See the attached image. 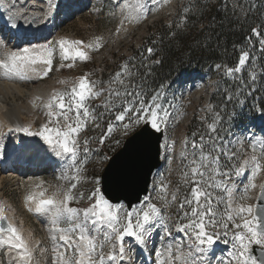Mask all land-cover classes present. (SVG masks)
<instances>
[{"label": "rangeland", "instance_id": "obj_1", "mask_svg": "<svg viewBox=\"0 0 264 264\" xmlns=\"http://www.w3.org/2000/svg\"><path fill=\"white\" fill-rule=\"evenodd\" d=\"M193 1L196 0H139V3L144 5L143 11L146 13V16L139 19H125L121 15V8L116 7V0H91L85 9L81 8L78 13L66 16V8L75 7V3L78 4L75 1L67 5L65 9H59L56 13L57 17L54 19L55 26H57L56 34L47 43L49 45L55 44L52 70L49 71L47 77H43V72L47 66L40 63L32 65L36 72L40 73V76L34 77L37 81L36 86H41V89H51L49 99L57 93H61L64 94L67 101L72 88H78L80 78L86 77L90 84L95 82L93 92L100 93L98 96H89L86 101L87 105L90 110H94L95 114L103 113V116L98 120L89 118L75 137L82 149L78 153L79 159L84 156L83 146L85 140L88 141L87 147L90 149L78 179L63 180L61 178H50L44 174L28 179L17 174V176L4 175L2 177L0 171V203L4 204L2 212L6 214L12 210L13 222L11 224L18 228L25 242L28 241L26 244L30 243L35 247L32 254L35 262L54 264L57 259L54 247L57 244L63 245V241L57 240L54 242L52 240V224H46V222L36 219L33 208L29 206L35 201L29 202L27 197L34 195L37 200L47 199L52 196L57 188L63 186L67 190L72 183H75L77 187L72 189L75 198L69 202L68 206L83 210L94 202V199L90 200L89 196L96 188L101 191V175L107 162L121 148L125 139L131 136V134L129 136L123 135L119 127H114L112 134L104 140V143L99 142L101 136L107 131L109 121H112L114 125L119 123L114 120L118 108H112L109 112L106 111V106L113 103L119 105L120 100L124 99V97L110 96L109 90L123 91L127 87L129 91H139L142 94L139 99H142L146 104H152V95L150 98L147 97L146 90L139 85L138 77L141 71L149 73L147 68L157 65V58L148 60L144 55L141 59H137L134 52L141 45L149 43H146L149 36L153 38L158 35L161 27L167 29V24L181 5ZM258 1L264 3V0H245L249 12L257 5ZM137 3L138 0H122L121 7L129 5L127 11L135 16L136 13L133 12L132 6ZM61 38L69 41L81 40L85 45H93V47L81 48L86 52L87 59L83 61L79 59L76 61L63 60L59 45L55 43ZM155 40H151L152 44ZM259 41L256 45L257 50L251 52L250 60L244 67L243 76L240 74L228 75L226 69L221 67L220 69L216 68L212 75L203 73L196 81L180 80L178 86L173 90L159 92L160 102L170 113L167 125H161L160 131H163V135L168 139L167 159L171 158V154L176 153L184 156V158L186 157V159H182V165L176 163L172 158L169 159L167 164V176L169 177L165 176L166 173L163 172L162 178L157 181L160 183L159 185L166 182L168 184L170 181L180 184L182 187L181 195L184 198L191 187L190 184L185 183L184 177V172L188 170L194 151L189 141H195L199 145L201 137H203L205 152L210 151L213 143H215L218 149L219 146L223 145L228 151L236 153L233 157L235 163L221 154L220 164L222 167L227 166L234 170L244 159H248L252 155H255L260 163L264 165V151L259 145V138L264 136V57L262 58L261 68L258 66L260 54H264V50L261 49ZM155 51L156 49L152 50V52ZM69 64L72 66L68 67ZM125 66L127 68L122 73L124 84L121 85L120 78L116 77V73L124 69ZM29 75L32 76L33 74L29 73ZM253 76L255 79H253ZM243 79H245V82H243ZM224 80L230 83L231 88L225 87L217 92L215 89L217 88L216 84ZM16 85L22 87L25 93L22 96L11 97L9 101L25 107L33 96L30 94V90L26 88L24 80L19 77ZM229 96H231V99H228ZM31 102L35 105L36 118H43L44 124L48 123L50 119L47 115L48 109L45 108V112L40 113L41 101L36 98ZM257 102H261L263 108L258 107ZM56 111L60 110L56 109ZM68 115L70 119L67 122L64 121L63 116L56 117L61 128H64L66 123H74L75 112L68 113ZM97 123L100 127L96 126ZM210 125H215L216 130L213 131L209 127ZM55 126L57 125L49 124V127ZM29 128L33 132L39 130V128ZM32 137L40 138L39 136ZM117 139L120 140V144L115 142ZM253 144L256 145L255 149L252 147ZM173 148L175 149L173 150ZM17 165L19 166V164H15V166ZM242 176L236 177L233 175L229 183H234L237 188L243 184L244 180L248 183L253 181V178L249 179L247 176ZM263 178L264 171H261L256 176L254 183L258 186ZM210 191L213 192L215 199L219 190L210 189ZM40 192H44L43 197L39 196ZM220 195H223V193H220ZM156 201L153 203L159 205V200ZM170 206L165 207L164 205V215L166 217L169 216ZM30 208L32 211H29ZM5 217L6 220L4 221L7 225L9 222L8 216ZM176 222H179L178 219ZM58 225L60 228L68 227L63 220H60ZM26 231H29V237H26ZM172 233L174 234L173 229ZM158 240V233L153 230L146 247L151 261L150 264H155L156 252L163 249L164 244L160 242L161 240ZM125 249L127 253L125 259L132 264L130 247L125 244ZM58 250L64 251L66 257L72 254L71 249L59 248ZM104 251L107 253L108 248L105 247ZM6 252L4 246L0 248V264H14V261L6 255ZM133 261L138 264L135 260ZM213 264H216V262H213Z\"/></svg>", "mask_w": 264, "mask_h": 264}, {"label": "snow or ice", "instance_id": "obj_2", "mask_svg": "<svg viewBox=\"0 0 264 264\" xmlns=\"http://www.w3.org/2000/svg\"><path fill=\"white\" fill-rule=\"evenodd\" d=\"M15 2L16 0H11L8 7L14 8ZM121 4L122 0H116V7L121 8V15L125 19H139L146 16L143 11L144 5L139 3V0L136 5L132 6L133 12L136 13L135 16L127 11L129 5L121 7ZM4 6L5 0H0V7ZM55 7L56 5L50 0L49 8L54 9ZM22 15L19 11L15 15L9 13L6 23L15 29L18 27L17 21ZM252 31L261 36L259 43L261 49L264 50V35H261L255 28ZM55 43L59 45L61 58L71 61L86 60V52L81 48L93 47L91 44L85 45L81 40L69 41L63 38ZM54 50L55 44L49 45L47 43L23 47L16 51L0 45V51L5 57L0 60V68L15 74L21 80H27L40 76V73L32 67V65L40 63L47 66L43 72V77H47L49 71L52 70ZM151 51L152 49H149L150 53ZM249 60L250 53L243 51L239 56L237 65L226 67V73L232 75L241 72ZM67 66L71 67L72 65ZM216 67L220 69L221 65L217 64ZM126 68L127 66L116 73V77L120 78L121 85L124 84L122 73ZM29 73L33 75L30 76ZM253 79H255L254 76ZM94 85L95 82L90 84L86 77H81L78 88H72L67 101L64 94L61 93H57L48 100L45 107L48 109L47 115L50 119L38 131L33 132L29 127H17L15 129L27 136H39L50 146L57 157L69 161L61 173L63 180L78 179L90 151L87 147L88 141L85 140L84 156L79 159L78 153L82 149L75 137L89 118L98 120L103 116V113L95 114L94 110H90L86 102L89 96L100 95L99 92H93ZM109 94L116 98L124 97V99L120 100L119 105L113 103L106 106V111L109 112L112 108H118L114 120L119 123L114 125L112 121L108 122L107 131L99 141L101 144L112 134L114 127H119L123 135L129 136L131 134L134 137L139 134L138 129L143 131L150 127L155 132H160L161 125H167L170 113L160 102L158 92L152 95V104L150 105L139 99L142 95L139 91H129L127 87L123 91L110 89ZM228 99H231V96ZM56 109L60 111H56ZM73 111L75 112L74 123H66L65 127L61 128L56 117L63 116L64 121L67 122L70 119L68 113ZM49 124H56L57 126L49 127ZM96 126L100 127L98 123ZM209 127L213 131L216 130L215 125ZM115 142L120 144L119 139ZM259 145L264 151V136L259 138ZM191 146L194 149L193 158L188 170L184 172L185 183L190 184L191 187L179 203L181 210L178 216L179 222L173 225L177 232L184 234L187 242L174 243L171 240L166 242L163 249L156 252L155 264H213V259L216 260V264H264V218L252 206L239 204L236 198L237 189L234 183H229L233 175L236 177L245 175V170L248 168L251 169L253 181L245 187V193L249 189H255L257 185L254 180L261 171H264V165L255 155H252L250 158L244 159L233 170L227 166L222 167L220 164L221 154L235 163L233 157L236 153L228 151L223 145L219 146L218 149L217 145L213 143L211 150L205 152L203 137H201L199 145L193 141ZM252 147L255 149L256 145L253 144ZM3 149L4 145L0 144V153L3 152ZM135 163L133 156L126 166L118 169L110 178L112 182L121 185L131 181L135 172ZM76 187L75 183H72L67 190L61 186L47 199L37 200L34 195L27 197V201H35L34 210L36 213H51L52 240L54 242L63 241V245L57 244L54 247L57 256L54 264H122L127 255L126 238H131L138 245L147 247L152 236V230L157 224L161 225L168 237L172 236L168 217L150 199L139 208H132L129 205L127 209H124L123 205L110 202L101 194L100 189L96 188L89 196V199H94V202L89 207L80 210L68 206L69 202L75 198L72 189ZM259 187L260 194L257 199L264 200V184ZM164 188L166 185L162 184L159 191H163ZM210 189L219 190L215 199ZM39 196L43 197L44 192H40ZM245 198L243 195L240 197V199ZM160 199L164 201V205L167 207L169 203L177 200V193H172L171 201H168L165 196H160ZM221 204H223L222 210L219 208ZM121 210L123 211L121 212ZM29 211L32 209L30 208ZM260 212H264V209H260ZM4 220L6 217L0 213V221ZM60 220H63L68 227H57ZM230 229L237 230L233 231L232 234L233 251L229 253L228 258L213 257V246L221 238H225L224 243H228L226 237ZM5 232L10 250H21L18 253V264H28V261L31 260V252L18 228L8 223L6 228L0 227V233ZM252 245L259 246L261 249L259 259L252 255ZM105 247L108 248L107 253L104 251ZM59 248L71 249L72 254L66 257L65 252L59 251Z\"/></svg>", "mask_w": 264, "mask_h": 264}, {"label": "bare ground", "instance_id": "obj_3", "mask_svg": "<svg viewBox=\"0 0 264 264\" xmlns=\"http://www.w3.org/2000/svg\"><path fill=\"white\" fill-rule=\"evenodd\" d=\"M75 1L78 2V4L80 5L78 6V4L75 3V7L73 6L71 8H66L67 5ZM84 1H87V2H84ZM10 2L11 0H5V6L0 7V45H3L4 47H7L8 49L12 51H16L23 47H31L33 45H42V44L48 43L51 40L52 36L56 34L55 30L57 26H55L54 19L57 17L56 13L59 11V9L66 8L65 15L72 16V14L74 13L76 14L79 11H81V8L85 9V7L90 4L91 0L90 1L89 0H58V1L51 0V3H54L56 5L54 9L49 8L50 0H20V1L18 0L15 2L14 8L8 7ZM17 11H19L23 15L17 21L18 27L15 29H12L10 27V24L6 22L8 21L9 13L15 15ZM27 34H30L29 35L30 37H28ZM0 55H1L0 60H3L5 57L2 51H0ZM197 78H200V76L198 75L195 78L188 77V76L183 77L184 80L187 79L189 81L191 80L196 81ZM17 80H18V77L15 74L8 73L4 69L0 68V144L4 145L3 152L0 153L1 176L4 177V175L5 176L6 175L8 176L16 175L17 172H16L15 162L18 161L19 168L21 170L20 172L21 174H19L20 177L23 176V177H26V179H28L36 175L38 176V175L44 174L50 178H61V173L65 170L66 164L69 161H67L66 159L57 157L52 152L50 146L47 145L46 142H44L41 138H33L32 136L31 137L26 136L23 132H18L15 130L17 127H31L33 129L40 128L44 124L45 121L43 118H36L35 114L37 113H34L36 111L35 105L31 104L32 103L31 100L34 101L36 98L40 100L41 101V105L39 109L40 113L42 111L45 112V108H46L45 105L48 102L51 89H41V86L39 85L36 86L37 81L35 80V78L24 80L26 88L30 90V94L33 97L31 98L30 101L27 102L26 106L23 107L18 104H13V102L9 101V98L15 97V96H22V94L25 93L22 87H19L16 85ZM182 132L184 131L182 130ZM167 140L168 139H166L165 136H163L162 143H167ZM170 140H171V137H170ZM173 145L175 146V144ZM174 149L175 148H173V150ZM171 158L179 165L180 164L182 165V159L184 158V156L176 153L173 155L171 154ZM171 158L167 159L166 150L161 149L160 165L154 171L152 175L151 183L148 188V193L145 197L141 199V205L137 203L131 206L132 208L141 207L147 201H149V199L152 203L155 200L157 201L159 200V197H157V193L160 187L159 185L160 183L157 181L158 180L160 181V179L162 178L161 177L162 173L164 171L167 176V166H168L167 164L169 163V159ZM5 170L7 171L5 172ZM243 176H247L249 179H252L253 177L251 176V169L246 168L245 175ZM239 182H240V179H239ZM248 184L249 183L244 180L243 184L236 188L237 189L236 198L239 204L243 203V199H240V197L244 195L245 187ZM163 185H166V188H164V196L168 201H171L173 192L177 193V200L175 202L169 203V205L171 206L169 207V210H168L169 212L168 213L169 214L168 224L170 228L173 229L174 234L172 233V236L168 237L167 234L164 232L163 228L161 227V225L159 224H157L153 230L157 231L158 239L161 240L160 242L164 245L169 240L173 241L174 243H179L182 241L186 243L187 241H186V237L184 236V234L177 232L175 228L173 227V225L177 223L176 221L181 212L179 208V203L183 199L181 195V191H180L182 190V187L180 184L178 185L172 181H170V183L168 184L166 182ZM260 185H261V182L258 184L257 187H259ZM154 189H157V191H154ZM257 194H258V191H256V196L253 202V208L255 206ZM120 204L123 205L124 209H127L126 204L124 203H120ZM2 206H4V204L0 203V213L3 214ZM29 206L33 208V214H35V217L37 220L44 222V223L46 222V224H49V223L52 224L51 213H36L34 210L35 202H33V204ZM8 212L3 215L8 216V221H9L8 223H12L13 222L12 216H11L12 210ZM57 227H59V225ZM26 234H27L26 237H29L30 235L29 231H26ZM90 234H91V230H90ZM125 244L128 245V247H130V252L132 253V258H131L132 264H135L133 261L134 260L133 253L136 254L135 255L136 257H139L137 258V260L139 261L138 264H143V261H140L142 257L146 258V256H148L149 258V254L147 252L146 247L138 245L135 242V240L131 238H126ZM26 245L31 252V260L28 261V264H40L38 262H35L32 256L35 247H33L32 244L30 243ZM3 246L7 250L6 255L9 258H11V260L14 261V264H18V253L21 250L19 249L10 250V246L7 243L6 232L0 233V248H2ZM231 251H233V244L216 243L213 246L212 256L213 257L222 256L224 258H228L229 253ZM13 257H16V259H13ZM144 261H147V260L145 259ZM149 262H150V259H149ZM213 262H216V260L213 259ZM122 264H131V262L125 259L122 262Z\"/></svg>", "mask_w": 264, "mask_h": 264}, {"label": "trees", "instance_id": "obj_4", "mask_svg": "<svg viewBox=\"0 0 264 264\" xmlns=\"http://www.w3.org/2000/svg\"><path fill=\"white\" fill-rule=\"evenodd\" d=\"M254 28L264 35V3L261 1L250 12L245 0H196L183 4L167 29L161 27L158 35L149 36L146 39L149 43L134 52L137 59L144 55L148 60L157 58V65L147 68L149 73L141 71L139 85L150 98L157 92L173 90L182 77L212 75L217 64L224 69L235 67L243 51L251 56V52L257 50L261 36L253 33ZM152 39L155 40L153 44ZM149 49L156 51L150 53ZM263 57L261 53L260 68ZM244 70L233 74L243 76ZM216 86L217 92L231 88L225 80ZM257 105L263 108L261 102Z\"/></svg>", "mask_w": 264, "mask_h": 264}, {"label": "water", "instance_id": "obj_5", "mask_svg": "<svg viewBox=\"0 0 264 264\" xmlns=\"http://www.w3.org/2000/svg\"><path fill=\"white\" fill-rule=\"evenodd\" d=\"M134 137L125 139L121 148L109 159L101 175V193L114 204L124 203L127 208L140 202L147 194L152 173L158 168L160 161L161 132H155L150 127L140 131ZM135 157V172L133 179L127 183L117 185L110 179L118 169L127 165L131 157ZM264 184V180L263 183ZM260 194V192H259ZM258 194V196H259ZM264 200L257 199L255 210L264 218ZM0 227L6 228L5 221ZM252 255L258 259L261 255L259 246L252 245Z\"/></svg>", "mask_w": 264, "mask_h": 264}, {"label": "built area", "instance_id": "obj_6", "mask_svg": "<svg viewBox=\"0 0 264 264\" xmlns=\"http://www.w3.org/2000/svg\"><path fill=\"white\" fill-rule=\"evenodd\" d=\"M191 144H192V141H190ZM164 147H166V154H167V143H161V149H164ZM165 173V171H164ZM166 176V174H165ZM161 188V185L159 187V189ZM158 189V193H157V197H159V205H156L158 208H160L162 210V212L164 213V201L160 199V196H164V189L163 191H159ZM181 191V190H180ZM256 191H259L258 188H255V189H249V191L247 193H245V190H244V197H246L245 199H243V203L242 204H245V206H252L253 207V202H254V198L256 196ZM141 205V201L140 203H138ZM143 206V205H142ZM219 208L222 210L223 209V204H221L219 206ZM123 210H121L122 212ZM233 231H237L235 229H230L229 230V234L228 236L226 237V239L228 240V243H224V239L225 238H221L220 240H218L216 243H223V244H233V241H232V234H233Z\"/></svg>", "mask_w": 264, "mask_h": 264}]
</instances>
